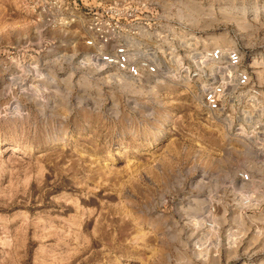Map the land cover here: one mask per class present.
<instances>
[{"label": "rangeland", "instance_id": "rangeland-1", "mask_svg": "<svg viewBox=\"0 0 264 264\" xmlns=\"http://www.w3.org/2000/svg\"><path fill=\"white\" fill-rule=\"evenodd\" d=\"M62 1L49 25L0 0V264H264V0ZM106 5L137 10L154 82L89 56ZM218 48L255 86L213 113Z\"/></svg>", "mask_w": 264, "mask_h": 264}, {"label": "built area", "instance_id": "built-area-1", "mask_svg": "<svg viewBox=\"0 0 264 264\" xmlns=\"http://www.w3.org/2000/svg\"><path fill=\"white\" fill-rule=\"evenodd\" d=\"M26 2L45 23H68L62 0ZM86 16H83V21H86L90 34L84 38L85 46L91 50L89 56L101 64L105 72L140 84L154 82L159 77L161 60L156 52H152L149 35H143L145 30L137 10L131 6L121 9L106 5L90 9ZM122 27L126 35H120ZM208 57L217 72L212 82L202 86V107L216 113L225 108L231 94L249 91L255 85L240 49H213ZM239 178L243 184L254 181L249 172L240 173ZM260 181L255 179V182Z\"/></svg>", "mask_w": 264, "mask_h": 264}]
</instances>
